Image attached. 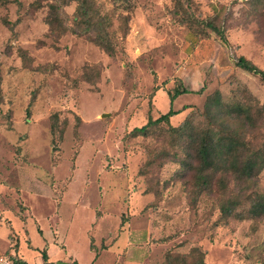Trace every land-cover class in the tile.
Masks as SVG:
<instances>
[{
	"label": "rangeland",
	"instance_id": "374dc122",
	"mask_svg": "<svg viewBox=\"0 0 264 264\" xmlns=\"http://www.w3.org/2000/svg\"><path fill=\"white\" fill-rule=\"evenodd\" d=\"M65 1L0 0V253L35 231L33 218L65 234L75 214L90 228L92 210L103 214L94 264H164L193 248L204 264H264V213L250 212L264 166L244 182L210 172L199 186L197 176L201 140L227 139L231 127L245 144L237 165L264 156V82L235 66L243 56L264 72V0H88L112 55L78 33L76 3ZM175 87L191 91L185 127L130 134L165 113L156 91Z\"/></svg>",
	"mask_w": 264,
	"mask_h": 264
},
{
	"label": "trees",
	"instance_id": "16d2710c",
	"mask_svg": "<svg viewBox=\"0 0 264 264\" xmlns=\"http://www.w3.org/2000/svg\"><path fill=\"white\" fill-rule=\"evenodd\" d=\"M44 1L46 0H33L32 5L39 8ZM67 1H74L76 3L74 21L78 20L75 22L78 27V33L88 37L108 55H112L113 49L109 44L107 34L104 31L103 20L92 12V7L90 6L89 1L66 0L64 5ZM49 7L51 12L47 23L51 27L54 19L58 17V5L50 4ZM202 23H204L207 28L216 34L222 45L229 47L224 31L220 26L216 25L215 22L210 19L202 20ZM235 66L249 74L258 76L260 80L264 82V72L245 57H237L235 60ZM166 93L170 102L169 110L164 114H160L155 119L149 117L144 125L132 128L130 134L144 136L148 134L151 129L159 125H165L167 130L171 134H174L185 127L188 119L187 115L175 126L171 124V118L182 114V111L188 109L190 106L184 105L180 110H174L171 105L177 96L191 93V91L186 88L178 89L175 87L172 92ZM247 119L250 120L249 117H247ZM222 129H226V127H222ZM230 129V133L226 136L227 139L219 137L216 141L210 138L201 140L200 146L197 150L199 169L196 168L198 171L197 176L199 186H208L210 184L211 175H208L210 172L220 173V175L224 178L229 175L233 177V180L237 179L239 182H244L251 179L255 169L258 171L264 166V156L257 153H254L253 156L246 157L244 160L240 158L242 162H239L241 164L237 165L235 162L237 160L236 155L239 154V148L245 146V144L240 141V137L236 129H233L232 127ZM191 152V148L186 146V153L189 155L190 160H182L184 166L190 165L191 161H193ZM229 159L232 161H229ZM203 173H206V176H203ZM229 210L230 206L225 205L222 207V211L224 213ZM250 212L254 216L264 213V195H261L253 201ZM204 255L205 253L198 248H193L188 254H174L172 252H168L165 254L164 264H204ZM42 258L44 264H48L47 256L44 251L42 252Z\"/></svg>",
	"mask_w": 264,
	"mask_h": 264
},
{
	"label": "crops",
	"instance_id": "0c3cea01",
	"mask_svg": "<svg viewBox=\"0 0 264 264\" xmlns=\"http://www.w3.org/2000/svg\"><path fill=\"white\" fill-rule=\"evenodd\" d=\"M182 95L177 96L173 100L172 107L173 105H175V107H173L174 110H180L184 106L183 104L186 103L181 100ZM155 99L157 100V102L155 103H165L163 110L166 113L169 110H166L168 105L167 103L169 102L167 93L162 89H158L156 91ZM182 115L183 114L173 116L171 118V121H178L179 119H182ZM77 204L78 202L75 205ZM102 216L103 214L98 215L91 210V220L89 228L87 227V218L83 220L78 218V216L75 214L73 217H71L72 219L70 218L71 220L67 225L65 234L61 233L57 222L53 225L48 223L47 227H42L33 218V226L35 231L30 235L24 228V230L22 231V236L19 239V245L15 248L12 254L20 264H44L42 258L43 251L46 253L48 264H94L103 253L104 249H91L90 238L92 236V226H94ZM29 218L31 217H22L23 225L29 222ZM82 224H85L84 228H82ZM120 231H122V229L118 227V232ZM79 234L81 235V239H83L85 249L87 247L88 259H86L85 262L81 261L82 258L79 257L80 248L78 242L76 241V238L79 237ZM112 242H114L113 239ZM128 245L130 247V242L128 243ZM108 247L106 249H108Z\"/></svg>",
	"mask_w": 264,
	"mask_h": 264
},
{
	"label": "built area",
	"instance_id": "2783aa9c",
	"mask_svg": "<svg viewBox=\"0 0 264 264\" xmlns=\"http://www.w3.org/2000/svg\"><path fill=\"white\" fill-rule=\"evenodd\" d=\"M0 264H20L13 254L0 253Z\"/></svg>",
	"mask_w": 264,
	"mask_h": 264
},
{
	"label": "water",
	"instance_id": "95a60500",
	"mask_svg": "<svg viewBox=\"0 0 264 264\" xmlns=\"http://www.w3.org/2000/svg\"><path fill=\"white\" fill-rule=\"evenodd\" d=\"M107 115H108V114H103L102 116L105 117V116H107Z\"/></svg>",
	"mask_w": 264,
	"mask_h": 264
}]
</instances>
